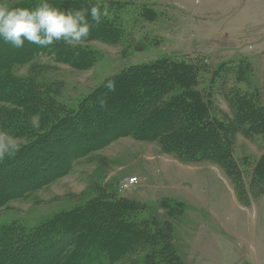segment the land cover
<instances>
[{"label": "rangeland", "instance_id": "obj_1", "mask_svg": "<svg viewBox=\"0 0 264 264\" xmlns=\"http://www.w3.org/2000/svg\"><path fill=\"white\" fill-rule=\"evenodd\" d=\"M90 1L122 6L120 24L125 36L115 45L100 41L76 45L87 49V57H92L90 65L78 67L83 69L62 60L69 49L76 47L64 44L50 54L4 71L3 78L15 92L0 100V134H5L0 139V145L5 146L0 147V154L18 152L31 144L49 124L76 109L110 78L164 59L185 60L201 67L198 88L207 97L210 92L214 116L224 121L232 119L227 89L255 91L263 98L264 0ZM39 3L40 0H0L9 8ZM144 9L154 15L152 20L146 19L150 14L145 16ZM241 68L239 80L231 74L226 81L211 82L212 73L218 69L236 72ZM28 88L48 99L43 102L39 98L42 108L37 105L36 110L26 113L23 104L14 100ZM119 99L112 89L104 101ZM46 103L51 109L44 108ZM52 109L59 112L52 115ZM113 119L110 120L116 125L111 132L117 137L84 156L76 157L70 150L78 144L65 142L52 149L49 160L59 159L64 163L63 170L44 186L1 204L0 227L19 225L30 231L109 191L142 204L145 209L138 220L154 215L162 224L169 217L157 204L164 200L176 206V212L180 207L169 239L184 264H264L261 197H250L248 205H242L234 184L219 166L208 161L183 162L180 156L163 149L160 140L132 136L124 130L128 125ZM169 122L155 123L148 130L160 131ZM7 137H11L14 148ZM232 141L233 157L240 163L247 189L250 168L264 152V135L248 137L237 132ZM130 179H135V184H130ZM252 243L253 250L249 247ZM187 250L189 255L185 256ZM142 256L138 253L134 257Z\"/></svg>", "mask_w": 264, "mask_h": 264}, {"label": "trees", "instance_id": "obj_2", "mask_svg": "<svg viewBox=\"0 0 264 264\" xmlns=\"http://www.w3.org/2000/svg\"><path fill=\"white\" fill-rule=\"evenodd\" d=\"M48 3L62 11L108 6V14L99 25L89 18L93 26L83 42L115 45L125 36L120 24L123 7L118 4L90 0H50ZM143 13L150 14L146 19L154 17L149 9H144ZM62 45L63 42H57L41 48L26 42L23 48L17 49L0 40V100L12 97L15 92L3 78L4 71L33 57L50 54ZM81 48L69 49L62 60L71 62L76 69H83L78 67L85 63L90 65L92 57H87L88 50ZM221 70L212 73L211 82L226 81L231 74L237 75L239 80L243 69ZM201 72V67L195 63L164 59L129 68L110 78L76 109L49 124L31 144L18 152L0 154V205L44 186L61 173L58 172L63 170L64 163L59 159L49 160L51 150L57 145L78 144L70 150L81 157L117 137L118 134L111 132L116 125L111 118L128 125L124 130L132 136L160 140L163 149L180 156L183 162L208 161L219 166L234 184L242 205H248L250 197L262 196L264 152L250 168L246 189L240 163L233 157L232 140L237 132L248 137L264 135V95L262 98L255 91L227 89L225 96L232 106V119L224 121L214 116L210 92L207 97L198 88ZM109 81L114 83L113 89L120 98L116 102L104 101L109 95L110 90L105 87ZM43 95L28 88L14 102L23 104L27 113L36 110L37 105L42 108L37 100L41 98L46 102L48 97ZM43 106L51 109L49 103ZM52 110V115L59 112V109ZM161 121L170 122L162 130L150 133L148 129ZM105 193L30 231L19 225L0 227V264H184L169 239L180 207L176 212V206L168 205L169 202L158 203L169 217L159 224L154 215L138 220L145 208L137 201L113 192ZM138 253L143 256L134 257Z\"/></svg>", "mask_w": 264, "mask_h": 264}, {"label": "clouds", "instance_id": "obj_3", "mask_svg": "<svg viewBox=\"0 0 264 264\" xmlns=\"http://www.w3.org/2000/svg\"><path fill=\"white\" fill-rule=\"evenodd\" d=\"M108 6L103 8L93 5L89 8L62 11L52 7L48 0H40L35 8L6 7L0 4V40L13 48H23L25 43L46 48L57 42L76 46L86 40L93 24L99 25L102 17L107 16ZM112 90L114 83L105 85ZM5 134H0L4 139ZM12 148L15 147L11 137H7ZM0 147H5L0 145Z\"/></svg>", "mask_w": 264, "mask_h": 264}, {"label": "crops", "instance_id": "obj_4", "mask_svg": "<svg viewBox=\"0 0 264 264\" xmlns=\"http://www.w3.org/2000/svg\"><path fill=\"white\" fill-rule=\"evenodd\" d=\"M260 157V156H259ZM258 157V158H259ZM257 158V159H258ZM233 192H234V190H233ZM261 197V204L263 205L264 204V194L262 195V196H260ZM259 197V198H260ZM257 199V198H256ZM239 203V202H238ZM240 205V204H239ZM241 206V205H240ZM249 247H250V249H254V243H252L251 245H249ZM262 249H264V244H263V247H262ZM195 252L197 253V251L195 250ZM189 255V253H188V250L186 251V253H185V256H188ZM255 258V257H254ZM252 264H258V262H251Z\"/></svg>", "mask_w": 264, "mask_h": 264}, {"label": "built area", "instance_id": "obj_5", "mask_svg": "<svg viewBox=\"0 0 264 264\" xmlns=\"http://www.w3.org/2000/svg\"><path fill=\"white\" fill-rule=\"evenodd\" d=\"M129 182H130V184H131V183H132V184H133V183L135 184L136 181H135V179H130Z\"/></svg>", "mask_w": 264, "mask_h": 264}]
</instances>
